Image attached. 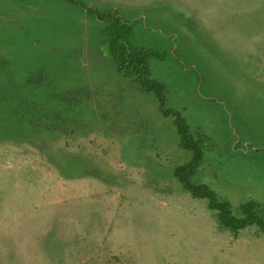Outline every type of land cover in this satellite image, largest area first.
Listing matches in <instances>:
<instances>
[{
	"label": "rangeland",
	"instance_id": "obj_1",
	"mask_svg": "<svg viewBox=\"0 0 264 264\" xmlns=\"http://www.w3.org/2000/svg\"><path fill=\"white\" fill-rule=\"evenodd\" d=\"M80 1L0 0V112L28 137L0 141V264H264L257 225L222 226L175 176L193 152L90 11L130 26L204 139L192 181L243 216L264 204V0Z\"/></svg>",
	"mask_w": 264,
	"mask_h": 264
},
{
	"label": "trees",
	"instance_id": "obj_2",
	"mask_svg": "<svg viewBox=\"0 0 264 264\" xmlns=\"http://www.w3.org/2000/svg\"><path fill=\"white\" fill-rule=\"evenodd\" d=\"M70 1L85 7L80 0ZM90 11L98 19L109 23L104 29L106 35L105 44L108 55L118 63L119 71L124 76L135 77L145 91L153 92L159 98L162 113L174 117L175 125L181 138L180 147L193 152L192 159L189 162L178 165L175 168V176L180 180L183 187L194 197L207 199L208 207L217 211L221 225L234 233H238L240 230L252 225H257L260 231L264 233V204L254 200L245 202L241 204L243 216H237L234 214L232 203L229 200L219 198L208 184L194 183L192 181V177L204 160V139L195 136L191 130L190 123L181 111L167 106L166 85L151 78L148 62L150 54L143 48L135 47L131 44L130 26L122 20L117 11L100 12L95 8H90ZM16 118L15 121L28 119L22 116H16ZM4 119L9 121V123L14 121L5 113L0 112V141L8 138L15 139L13 137H17L20 141L28 139L22 134L10 133L14 130L9 127L10 124L3 122ZM61 171L63 170L61 169Z\"/></svg>",
	"mask_w": 264,
	"mask_h": 264
}]
</instances>
